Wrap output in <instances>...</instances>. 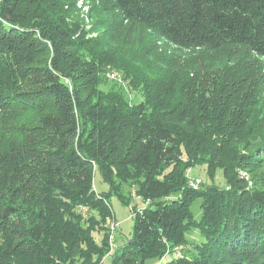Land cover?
Instances as JSON below:
<instances>
[{
    "label": "trees",
    "instance_id": "1",
    "mask_svg": "<svg viewBox=\"0 0 264 264\" xmlns=\"http://www.w3.org/2000/svg\"><path fill=\"white\" fill-rule=\"evenodd\" d=\"M88 1L101 3L89 30L74 0H0V264H264V132L249 84L235 69L199 83L155 45L264 58V0ZM112 70L127 88L107 87ZM201 166L224 185L190 187ZM127 184L143 207L112 253L110 196ZM192 231L203 240L189 243Z\"/></svg>",
    "mask_w": 264,
    "mask_h": 264
},
{
    "label": "rangeland",
    "instance_id": "2",
    "mask_svg": "<svg viewBox=\"0 0 264 264\" xmlns=\"http://www.w3.org/2000/svg\"><path fill=\"white\" fill-rule=\"evenodd\" d=\"M76 3V9L80 12L81 18L86 21L90 29L93 23H95L100 17L101 3L100 1H88V0H74ZM127 24H125L126 26ZM103 31L102 29H100ZM96 31V30H95ZM94 33V32H93ZM136 37L132 35V38ZM156 41V47L158 53H168L177 58L181 66L184 68L182 71L184 74L194 75L195 79L200 82H204L206 79H211L213 74H223L226 78L233 77V70L235 69L234 77L238 78V83L244 85L249 84L250 96L249 99H256L257 104V121L261 124L260 129L264 132V58H259L255 54L251 53L245 47H232L227 46L221 50L213 51L209 49L203 50H181L168 44H161ZM233 69V70H232ZM112 81L107 82V87L114 86ZM127 88L128 86H124ZM104 88V87H103ZM228 93V92H227ZM126 95L131 96L135 102H139L141 94H137L128 88ZM190 179H198L201 181V187L211 185L214 181L219 186L224 185V180L221 174L217 176L215 180H210L208 170L206 166H201L192 169L189 172ZM250 177H253L251 175ZM248 178V177H247ZM249 187L253 186V183L249 180ZM255 181H258L260 186L264 185V163L259 168V171L255 174ZM95 188L98 191H108V186L103 183L99 173L95 176ZM135 187L130 184L121 186L119 189V196L112 194L110 196L111 210L115 218L108 220L118 221L120 223V229L115 233L116 249L123 247L127 244L128 240L132 237L134 220H133V206L143 207L140 201L132 196V191ZM131 203L130 205L125 203ZM202 200L198 199L193 202L191 210L196 220H200L202 216L201 210ZM104 233V231L102 232ZM189 243L199 242L203 240L199 231H192L186 235ZM95 240L98 244L103 241V235L100 233L95 234ZM195 251H192V247L183 251V257L185 259H192ZM174 256H167L163 260L151 259L146 261L145 264H167L173 259ZM101 264H112V258L108 257Z\"/></svg>",
    "mask_w": 264,
    "mask_h": 264
},
{
    "label": "built area",
    "instance_id": "3",
    "mask_svg": "<svg viewBox=\"0 0 264 264\" xmlns=\"http://www.w3.org/2000/svg\"><path fill=\"white\" fill-rule=\"evenodd\" d=\"M107 80L115 82L119 85L126 86L125 81H124V76L122 73L118 71H109L106 75ZM189 186L197 189L201 186V181L198 179H190L189 180ZM132 196L136 201H139V197L137 196L135 190L132 192ZM89 209L87 207H81L80 212L86 216L88 213ZM106 229L109 233V244H110V250L113 253L116 250V241H115V233L119 231L120 229V223L116 220L109 222L106 225Z\"/></svg>",
    "mask_w": 264,
    "mask_h": 264
}]
</instances>
